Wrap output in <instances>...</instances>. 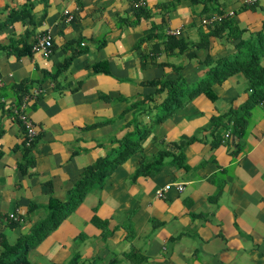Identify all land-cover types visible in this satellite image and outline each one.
<instances>
[{
  "label": "crops",
  "instance_id": "crops-1",
  "mask_svg": "<svg viewBox=\"0 0 264 264\" xmlns=\"http://www.w3.org/2000/svg\"><path fill=\"white\" fill-rule=\"evenodd\" d=\"M262 34L264 0H0V251L96 166L103 180L28 250L30 264H264V99L251 105L239 70L166 115L163 85H198ZM43 35L49 55L32 48Z\"/></svg>",
  "mask_w": 264,
  "mask_h": 264
},
{
  "label": "trees",
  "instance_id": "trees-1",
  "mask_svg": "<svg viewBox=\"0 0 264 264\" xmlns=\"http://www.w3.org/2000/svg\"><path fill=\"white\" fill-rule=\"evenodd\" d=\"M139 4V3H138ZM135 14L137 17L144 16L147 12L140 5L135 6ZM224 22V21H223ZM222 22V23H223ZM169 49H172L173 44L171 41L167 44ZM264 56V34L260 35L258 38V46L255 45L253 50L247 51L245 56H241L233 61H219L215 66H213L206 75L203 82L199 83L194 87H189L184 83L177 82H164V87L169 89V94L165 100V105L168 108L166 115L174 108H178L183 105L185 100L190 96L196 95L198 93L204 92L210 97L213 96L211 85L214 82H221L230 74L241 70L247 76L250 86L253 90V94L250 99V103L255 104L264 99V67L260 65V58ZM71 59H67L64 67H66ZM102 63L95 65V69H99ZM165 115V114H164ZM162 118V116H161ZM240 130L242 127H236ZM163 152H161L162 155ZM122 156L118 160H122L126 154L121 153ZM27 161H32V157L29 153L26 155ZM96 166L89 167L85 170L84 177L82 181L76 184L75 190L72 194V201L66 204L57 203L61 205H55L54 211H51L50 219L46 221H41L34 225L31 231L23 236H20L13 243L3 242L4 249L0 251V264H30L27 256V252L30 248L37 245L52 229H54L63 216L66 215L77 203H79L87 191L96 182H101L103 180L104 169H97L98 172H94ZM67 206L68 209L63 210V207ZM78 255H74L67 264H86L83 261L77 263Z\"/></svg>",
  "mask_w": 264,
  "mask_h": 264
},
{
  "label": "built area",
  "instance_id": "built-area-1",
  "mask_svg": "<svg viewBox=\"0 0 264 264\" xmlns=\"http://www.w3.org/2000/svg\"><path fill=\"white\" fill-rule=\"evenodd\" d=\"M257 0H245V2L252 4L255 3ZM139 3V2H138ZM234 14V12L232 10L222 13V14H212L209 15L208 17L203 19V23L204 24H211V23H216V22H221L224 20L225 17L227 16H232ZM180 29H174V30H169L168 33L171 35H179L180 34ZM35 51H40L42 52L44 55H49V53L52 51L51 50V40L50 37L48 35H43L41 36L37 42L33 45L32 47ZM37 89H34L31 93L32 94H36L37 93ZM31 93H29L26 98H29V96L31 95ZM24 99V100H25ZM25 103H23L15 112L18 116V118L23 122L25 129H24V137H23V142L25 144L26 147H30V145L33 143V141L35 140L36 136L38 135V131L35 127V125L33 124L32 120L28 117L27 112L25 111L24 107H25ZM231 133L230 130H227L224 134L225 138L230 137ZM171 183H167L162 187H159L155 190V194L157 197H162L165 195V191L168 190L171 187ZM175 187L178 190H182L183 189V184H176ZM8 218L11 220H15V221H20L22 220V217L17 214V212H11L8 215Z\"/></svg>",
  "mask_w": 264,
  "mask_h": 264
}]
</instances>
